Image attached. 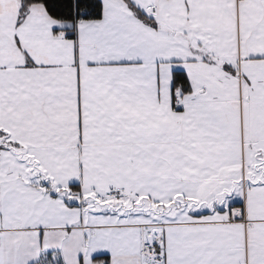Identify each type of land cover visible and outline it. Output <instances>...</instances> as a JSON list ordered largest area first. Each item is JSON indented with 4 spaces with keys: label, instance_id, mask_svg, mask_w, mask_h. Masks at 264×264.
<instances>
[{
    "label": "snow or ice",
    "instance_id": "obj_1",
    "mask_svg": "<svg viewBox=\"0 0 264 264\" xmlns=\"http://www.w3.org/2000/svg\"><path fill=\"white\" fill-rule=\"evenodd\" d=\"M0 264H264V0H0Z\"/></svg>",
    "mask_w": 264,
    "mask_h": 264
}]
</instances>
